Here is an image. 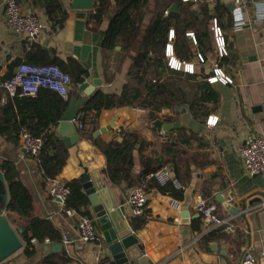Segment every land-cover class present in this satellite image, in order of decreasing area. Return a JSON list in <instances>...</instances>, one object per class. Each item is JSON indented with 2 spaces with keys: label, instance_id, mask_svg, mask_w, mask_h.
<instances>
[{
  "label": "crops",
  "instance_id": "1",
  "mask_svg": "<svg viewBox=\"0 0 264 264\" xmlns=\"http://www.w3.org/2000/svg\"><path fill=\"white\" fill-rule=\"evenodd\" d=\"M4 1L0 0L1 79L13 74L18 64L15 61L40 59L39 55L32 57L28 52L29 45L34 43L49 60L58 63L74 60L85 71L83 81H99L98 90L111 100L107 98L106 106L97 116L93 109L85 112L82 108L78 113L76 121L80 122V117L84 116L82 130L91 136L83 135L77 124H73L79 140L66 146L65 164L56 180L65 184L72 179L79 181L80 176L89 173L101 181L105 186L102 197L122 205L125 220L143 246L141 264H239L241 252L247 247L252 248L260 264L264 259L260 255L264 251V173L246 174L238 147L251 134L264 137V0H249L241 11L243 21L238 26L234 25L231 0H196L182 4V12L175 5L165 10L164 14L172 19V24L167 27L162 63L155 72L151 67L144 75L145 81L150 78L160 86L155 95L159 110L155 111L141 106L142 101L146 102V90L138 76L146 67L142 66L143 58L137 53L142 54L141 39L154 18L157 0H148L145 6L139 24V41L128 49L116 45L111 50L103 47L101 32L113 16V0L100 23L89 17V10L73 9L70 0H59L65 12L60 27L52 26V19L40 0H17L23 12L32 13L43 25L42 32L32 42L8 29ZM216 4L227 8V14L222 12L219 17L221 27L215 18L204 19L199 11L200 6H204L212 13ZM186 9L194 11L196 16L183 20ZM176 29L179 38L186 39L190 46L189 59H180L174 53ZM183 29L184 35L180 34ZM201 32L207 34L202 45L196 43L195 38ZM223 39L227 54L220 56ZM168 45L172 52L167 56L165 48ZM171 55L180 62L179 70L169 67ZM134 62L141 64V68H135ZM184 64H192L193 71H187ZM214 68H220L230 76L232 83H208L206 79ZM137 90L139 94H136ZM3 94L8 96L0 97V105L13 95ZM79 96H83L81 91H78ZM190 101L196 104V114L191 110ZM13 110L16 112L14 105ZM209 117L216 118L214 125L207 123ZM155 120L163 124L181 120L183 125L173 128L177 130L172 135L184 130L190 136L189 143L180 144L173 152L165 151V135L171 130H164L165 134L160 135L153 126ZM111 121L115 125L110 131L93 136L94 131ZM59 122L60 119L48 129L63 141L56 132ZM21 132L17 145L0 134V163L9 161L14 164L18 178L31 194V216L51 222L61 237L58 242L62 243L63 251L45 249L46 245L55 242L39 243L33 255L27 256L20 248L1 264H40L45 258L55 264H100L98 250L103 240L99 226L95 221L100 233L98 242L84 243L79 239L76 216H67L61 204L50 195L52 180L43 177L36 156L22 147ZM125 138L134 141L132 170L140 176L137 184L144 186L147 195L146 213L139 217H131L125 203L130 185L125 181H111L106 171V157L101 150V145ZM159 170H166L173 184L165 188L166 192L161 190L166 182L161 184L150 176ZM199 195L215 206V216L226 220L225 223L213 225L204 221L195 208ZM216 196H222L223 202H219ZM228 198V204L238 205V213L230 214L224 207ZM0 210L15 230L21 229L13 221H18L15 213H7L3 204ZM83 210L94 218L89 201ZM208 234L212 237L203 240ZM64 238L69 242L64 243Z\"/></svg>",
  "mask_w": 264,
  "mask_h": 264
},
{
  "label": "trees",
  "instance_id": "2",
  "mask_svg": "<svg viewBox=\"0 0 264 264\" xmlns=\"http://www.w3.org/2000/svg\"><path fill=\"white\" fill-rule=\"evenodd\" d=\"M110 1L111 0H96L92 9L89 10V17L96 23H100L111 6ZM113 1V16L109 19L106 29L101 32L103 36V47L111 50L116 45H119L121 46V49H128L133 43L139 41L137 38V36H139V24L148 0ZM157 1L158 4L155 9L154 18L146 28L141 39L140 47L142 49V54L137 53V55L143 58L141 59L142 66L146 67V69L144 68L143 71H140L138 76L146 90V98L144 99L146 102L143 103L142 101L141 106L150 107L154 111L159 110L156 105L155 95L160 89V86H156V82H152L150 78L148 81H145L144 75L146 73L148 74L147 71L151 67L155 72L158 69V66L162 63L167 27L172 24V19L169 18L167 14L165 15L164 11L172 5H175L181 10L180 6L182 4L193 2H182L181 0ZM40 2H42V5L45 7L47 15L52 19V26L60 27L65 18V12L63 11L60 1L40 0ZM185 11L186 16H184L183 20H186L189 16H196L194 11L187 9ZM199 11L204 19L215 18L220 27V14L222 12L227 14V8L217 4L213 7L212 13L204 6H200ZM186 27H188V25H186ZM184 31L185 29H183L180 34L184 35ZM206 36V32H201V35L199 36L196 35V43L202 45L203 39ZM173 50L175 55L180 59H189L191 56L190 46L186 39L179 38L178 29L175 31ZM28 52L29 54H32V57L39 55L40 61L32 62V58H28L25 60L26 62L33 64L54 63L70 76L73 83L78 84L83 81L85 71L74 60L68 59L66 63H63L62 61L58 63L57 61L49 60L45 52L43 53V50H40L38 45L34 43L29 45ZM15 63L17 64L19 61L17 60ZM133 65L136 66L135 68H141V64L139 65L134 62ZM4 79L6 78H2L1 80ZM5 92L6 91L3 90L0 93V97L2 95L8 96V94H3ZM136 92V94H139L140 91L137 90ZM9 97H11L9 100L3 105H0V134L16 145L19 141V133L23 130L28 131L33 136L40 137L42 139V145L38 156H36L39 163V169L46 180L56 179L65 164L67 149L63 141L48 128L50 125L57 123L61 118L63 110L67 105L68 98L64 99L58 93L48 88H40L34 95L21 96L17 91ZM107 98H109V96L97 91L90 97L89 101L83 107V110L86 112L93 109L97 116L102 108L106 106ZM12 101L16 108V112L13 110ZM190 105L191 110L196 114L197 107L194 106L196 104L190 101ZM150 114H152V112H150ZM83 117L84 116L80 117V122L82 124L84 123ZM82 129L83 125L80 129L81 133L87 137L91 136V133L89 134L87 131L84 132ZM174 130L177 129H173L165 135V151L173 152L178 146H180V144L189 143L190 136L185 134L184 130H181V133L175 134V136L172 135V133H175ZM96 141L97 140H95V142ZM133 149L134 141L128 138H125L120 142L101 145V150L107 161L106 171L111 181H125L130 186L137 184L140 176L136 175L132 170ZM0 170L3 174L5 183H0V196L5 192L7 193L6 204H4L0 197V208L3 204L7 213L12 212L18 216L17 218L19 222L17 219L13 221H16L17 225L22 229L21 238L23 241V252L27 256H31L35 253L36 244L58 242L61 237L48 219L31 216V194L23 182L18 178V172L14 164L9 161H3L0 163ZM65 185L69 188V194L66 198L65 206L74 209L78 214L87 215L93 218L87 210H83L88 199L79 181L72 179L67 181ZM172 186L173 184L171 183V180H169L161 187V190L166 192L165 188ZM214 232L215 231H212L211 233ZM211 237L212 235L208 234L203 240L208 241ZM40 264H55V262L49 258H45Z\"/></svg>",
  "mask_w": 264,
  "mask_h": 264
},
{
  "label": "built area",
  "instance_id": "3",
  "mask_svg": "<svg viewBox=\"0 0 264 264\" xmlns=\"http://www.w3.org/2000/svg\"><path fill=\"white\" fill-rule=\"evenodd\" d=\"M181 1L187 2L196 0ZM231 2L234 5V10H232L235 16L234 25L238 26L243 21L240 15L242 14L241 11L248 4L249 0H231ZM164 13H166V11ZM4 19L9 30L21 34L29 42L34 41L43 30V25L32 13L23 12L21 10L17 0L4 1ZM217 30L220 29L217 28ZM170 36H172V30H170ZM171 52V46L168 45L167 48H165V55L168 56ZM226 54L227 50L223 39L220 56ZM198 58L202 60L200 55ZM168 65L178 70L181 68L180 62L175 61L172 55L169 58ZM184 68L187 71H193L192 64H184ZM206 81L211 84L217 81L230 84L232 83V78L224 74L220 68H214L212 70V75L208 76ZM70 82V76L54 63L33 64L22 61L15 66L13 74L9 78L4 80L0 79V93L5 90L9 94H14L18 91L21 96L34 95L40 88H48L58 93L62 98L67 99L69 96ZM262 84L264 88V71ZM262 107H264V102L262 103ZM74 123L77 124L79 129L82 128V123L77 121H74ZM207 123L214 125L216 123V118L209 117ZM159 134L164 135L165 131L160 130ZM20 136L22 147L31 155L38 156L42 145V139L33 136L26 130H23ZM238 153L241 158L243 170L246 174L253 176L264 173V137L252 134L247 136L239 145ZM150 176L156 178L161 184L169 180V174L166 170L155 171ZM49 193L52 198L56 199L61 204L67 216L72 218L76 216L78 235L82 242H98L100 240L99 229L95 224L94 218L83 214H77L74 209L65 206L69 188L64 183L56 179L52 180ZM125 203L129 207V214L131 217L143 216L147 209V195L144 186L138 184L130 186L128 188ZM226 203H230V198H228ZM195 208L207 224L220 225L226 222V220H220L215 216V206L208 203L205 198L200 195L197 196ZM229 228L232 229L231 226ZM63 241L64 243L69 242L66 238H64ZM260 255L264 257V251H261ZM239 264H258L257 258L251 247L243 249L239 258Z\"/></svg>",
  "mask_w": 264,
  "mask_h": 264
},
{
  "label": "water",
  "instance_id": "4",
  "mask_svg": "<svg viewBox=\"0 0 264 264\" xmlns=\"http://www.w3.org/2000/svg\"><path fill=\"white\" fill-rule=\"evenodd\" d=\"M95 1L70 0V6L73 9L90 10ZM99 85V81H93L92 83L83 81L80 84H75L71 80L67 105L56 127V132L60 134L65 146L69 147L78 142L79 136L73 127L74 121H76L78 113L89 101L90 97L99 91ZM78 91H81L83 96L77 97ZM114 125L115 122H109L107 125L94 131L93 136L98 137L100 134L110 131ZM182 125L183 122L181 120L169 124H163L160 120H155L153 123V126L158 131H169ZM99 182L94 178L93 174L89 173H85L79 178V183L92 207L94 219L102 234L103 241L98 250L100 264H128V262L131 264L134 262L141 264L143 261V246L125 220L124 208L122 205L108 202L107 199L102 197V189L105 186L101 181ZM0 183L5 184L1 170ZM0 197L4 204H6L7 193L5 192ZM216 198L219 202H223L222 196H216ZM224 207L230 214H236L240 209L236 203L232 205L224 203ZM21 232L20 228L15 230L10 225L3 210H0V264L11 254L22 248ZM45 249L50 250V252H59L63 251V245L61 242H55L46 245ZM145 264L149 263L145 262ZM260 264H264V259L260 261Z\"/></svg>",
  "mask_w": 264,
  "mask_h": 264
}]
</instances>
